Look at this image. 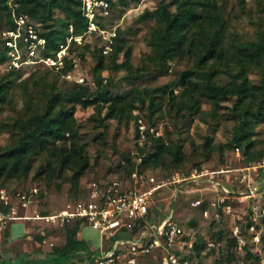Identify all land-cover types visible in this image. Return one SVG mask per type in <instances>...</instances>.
<instances>
[{
    "label": "rangeland",
    "instance_id": "obj_1",
    "mask_svg": "<svg viewBox=\"0 0 264 264\" xmlns=\"http://www.w3.org/2000/svg\"><path fill=\"white\" fill-rule=\"evenodd\" d=\"M159 0H139L136 3H131L127 6L110 8L108 18L104 19L102 24L107 27L115 26V37H120L123 41L124 49L129 50V56L125 59L123 52L115 59L114 64H120L126 60V66L116 68L108 57L104 58L103 68L100 70L102 83L107 84L112 95H120L125 98H142L144 89L154 88L159 85L168 83L172 84L180 73L193 66L191 56H177L169 59L164 68H160L156 62L155 53L147 42L150 28L154 25L151 19L139 20V14L145 9H152L157 5ZM166 2L168 0H165ZM217 5L221 8L222 17L225 20L224 43L228 44L232 40L241 41L253 39L255 32L264 28V0H216ZM170 10L174 6L169 7ZM55 17L59 16L55 13ZM37 28L43 33L39 27V23L33 20ZM4 20L0 21V42L3 44L1 31L4 27ZM4 27V28H3ZM70 37L66 40V45L69 43ZM75 41V40H74ZM76 44L82 46L89 44L90 46L99 45L97 35H84L80 41H75ZM64 46V53L71 60V67L63 74L56 72L60 68L53 67L52 71H46L45 67L36 75L42 80L39 83L40 94L35 95L34 108L41 109L48 99L47 92L50 86L55 90H67L73 88L75 84H84L89 90H94L95 84L93 79V68L96 64V59L91 51H85L84 57L77 56L76 50L70 52ZM3 46V45H2ZM74 48V46H72ZM72 48V49H73ZM193 50L191 53H193ZM8 56L0 63V76H8L9 60ZM38 63L33 65H23L21 75L13 78V87L9 91L10 102L5 103L0 110V123L10 122L12 119L20 115L24 111L26 99L24 97L21 82L26 80L29 74L35 69ZM47 65V64H44ZM51 66V65H47ZM128 72L140 73V77L130 79L127 77ZM82 79V81H80ZM248 79L253 83H259L260 72L258 69L252 68L248 73ZM219 81L227 80L224 74H220ZM47 83V87L44 83ZM31 85V81H28ZM21 88V89H20ZM174 103H170L169 94L162 93L161 109L153 116V124L143 121L147 125L154 126L162 132L165 143L169 146L174 145L181 152L182 161L178 166L173 167L169 157H165L164 166H149L148 173L155 174V181L159 182L169 177L174 172L187 174V171L201 169H217L224 167L227 163L236 160L235 154L231 148H222L219 151V146L228 143L231 137L235 134L237 121L231 115V109L234 99L230 98L220 102L219 106H214L212 102L202 97H198V107L194 109L186 98L185 91L180 86L173 87ZM156 98V97H155ZM123 109L115 113L112 117L107 116V104H103L98 112L94 106L82 108L79 104L75 105L74 129L77 133V142L82 145L84 153L87 154L89 165L82 172L78 180L77 187L70 185L69 178L72 175V168L65 165H60L58 157L48 158L46 153H38L30 162V170L28 175L21 180V186L17 181L0 180V184L4 188L30 186L38 188L37 200L32 204L31 209L36 208L40 211H51L60 208L66 201L74 198L78 192L80 196L84 193V188L92 179H108L116 177L119 173V160L126 151L134 149V140L132 139L133 125L132 117L134 112L148 113L147 101L136 103V107L129 110V104H122ZM196 111V112H195ZM252 119L251 139L254 141V149L264 151V110H261ZM99 120L102 122L99 123ZM132 120V121H131ZM210 137L211 150L203 148L202 144L206 137ZM66 134V139L56 142L55 146L68 147L69 139ZM15 138L13 134L7 131H0V152L7 146L13 145ZM49 160L54 167V176L51 182L46 183L45 173L50 174L49 169L45 164ZM188 172V173H189ZM118 177V176H117ZM160 177V178H159ZM119 178V177H118ZM14 180V179H13ZM177 188L173 193L172 187H166L156 191L151 205L153 215L159 222L166 218H176L182 225L186 237V242L193 243L201 237L205 242V246L199 254L193 250L191 256L195 264H240L238 260L227 261L228 246L226 244V232L230 226V220L227 215H222L219 208L212 209L209 207V201L214 195L209 184L205 180H193L185 182ZM194 199H202L199 206L191 205ZM236 202L233 203L235 205ZM208 208L205 216L202 211ZM215 213L218 214L216 218ZM26 221V220H23ZM36 222V221H33ZM27 223V222H26ZM15 222L12 224L20 225ZM36 226L43 227L46 237H42L40 245H35L33 242L36 238V232H32V239L29 241V250H39L41 255L44 253H55V255L43 256L40 264H88L90 258L79 260L77 255L86 257V251H77L76 256L63 257L56 254L55 248H59L65 242V227L54 228L48 227L42 222H37ZM15 227V226H14ZM20 229V228H19ZM222 230L218 237L216 233ZM22 232L19 230L20 236ZM18 234V235H19ZM79 235L85 240L86 246L91 255L105 252L108 242L102 241L97 230L87 224H83L79 230ZM25 236V235H24ZM51 236V237H48ZM0 244H3L5 239L1 236ZM27 240V239H26ZM53 245H50V241ZM18 242V241H17ZM21 241V244L24 243ZM184 246V245H183ZM181 250L188 249V245ZM257 249H261L259 246ZM0 261H2V251ZM158 251L155 252V254ZM238 257L241 256V251H235ZM13 259L7 257L2 264H39L38 254L33 257L25 254H18ZM152 257V256H151ZM74 259V260H73ZM154 260V258L152 257ZM239 259V258H238ZM37 260V261H36ZM147 261V260H146ZM148 262V261H147Z\"/></svg>",
    "mask_w": 264,
    "mask_h": 264
},
{
    "label": "trees",
    "instance_id": "obj_2",
    "mask_svg": "<svg viewBox=\"0 0 264 264\" xmlns=\"http://www.w3.org/2000/svg\"><path fill=\"white\" fill-rule=\"evenodd\" d=\"M109 1L111 6L116 8L136 3L139 0ZM18 2L20 10L28 14L37 24L39 23V27L46 37L48 53L55 52L61 46H65L68 37L71 38L66 45L69 52L76 50L77 56L80 58L84 57L85 51L92 52L96 59L92 75L95 88L91 91L84 84H75L73 88L67 90H55L50 86L51 89L47 92V101L41 109L37 110L33 103L36 99L35 95L40 94L39 83L42 78L40 76L38 79L36 75L43 72V69L39 67L44 66L46 71L53 70L52 66L37 65L28 78L20 84L26 99L24 111L10 122L0 123V131H7L15 138L13 145L5 147L0 152V180L17 181L21 186V180L28 175L30 170V162L38 153H46L49 159L53 156L58 157L60 165L72 168L69 182L76 188L80 175L88 167L89 161L82 145L76 139L77 133L74 129L73 118L75 105L79 104L82 108L94 106L99 112L102 105L107 104V116L112 117L115 113L122 111V104H129L130 110V108L136 107V103L147 101L148 113L134 112L133 121L131 120L132 139L135 140L134 122L136 118L140 117L147 123L153 124L154 114L161 109V97L158 95L169 94L170 103H174L173 87L175 86L183 88L190 107L194 109L198 107V97L209 100L214 106H219L220 102L233 98L231 116L236 119L237 128L230 141L219 146V151L222 148H231L233 152L237 147L239 149L238 157L245 164L254 163L264 156L263 150L254 149L255 144L250 137L252 119L248 118L255 117L261 110H264V28L255 32L253 39L232 40L225 44V20L216 0H168L167 2L159 0L154 8L145 9L138 16L139 20L151 19L154 21L147 42L155 53L159 69L165 67L167 60L184 55L191 56L193 66L183 70L172 84L165 83L154 88H146L142 98L127 99L124 96L112 95L107 84L102 83L100 76L105 57H108L114 64L120 53L123 52L125 59L129 56V50L124 49L122 39L115 37L107 54H102L98 44L90 46L86 43L80 46L73 39L76 36L83 37L86 30V19L80 12V0H18ZM171 6H174L173 10L169 8ZM55 13H58L59 16L55 17ZM2 19L5 28L11 25L10 13L5 0H0V21ZM1 43L0 63L8 56L7 49ZM193 50L195 51L191 53ZM67 54L63 56V66L56 71L60 74H63L72 65ZM114 66L116 68L124 67L126 60L120 64H114ZM252 68L258 69L260 72L259 83H253L248 79V73ZM23 70L19 67L9 70L8 76H0V110L5 103L10 102L9 91L13 87V78L21 75ZM220 74H224L227 80L219 81ZM127 77L135 79L140 77V73L128 72ZM28 81H31V85H28ZM44 85L47 87L46 82ZM101 122L99 120V123ZM66 134L69 137L68 147L61 145L56 147V142L66 139ZM202 146L206 150H211L210 137L207 136L204 139ZM177 151L178 149L174 145L169 146L165 143L162 135L150 136L143 146L136 149V156L140 158L139 163L134 161L130 151H126L122 155L118 164L120 171L117 176L124 178L135 169L148 171L149 166H164L166 156L169 157L173 167H176L182 161L181 152ZM44 167L46 170L48 168L50 172L48 174L47 171H43L45 181L46 183L48 181L49 184L54 176V167L49 160ZM0 187H2L1 184ZM17 188L25 189L24 187ZM172 192H175L174 189ZM79 197L80 193L77 192L74 198L69 201L79 199ZM7 208L8 206L0 203V210ZM153 213L150 207L145 219H153ZM11 222L2 230L3 238H7L9 232L7 227ZM142 223L140 221V224ZM247 224L248 222L242 224V227L244 228ZM81 226V221H74L65 227V242L59 248H55L57 255L70 258L76 256L77 251L84 250L86 257L77 255L79 260L92 257L85 241L79 237ZM41 230L44 228L36 225L32 230V232H36L34 240L37 243H40L42 239L39 236ZM136 231L137 226L133 228L132 233ZM221 232L222 230L218 231L216 235L219 237ZM185 235L187 234L184 233L180 238L186 242ZM225 239L228 246L227 261L238 260L240 264L264 263V233L261 236L262 253L253 244L246 243L242 246L240 257L235 252L236 242L229 235L228 230ZM204 246L205 242L201 237H198V240L192 243L191 248L199 254ZM171 251L178 253L177 250L171 249ZM164 252L165 249L159 248L156 254L161 255ZM146 256L141 257L140 260L153 262L152 253ZM92 260L93 258L90 259L91 262Z\"/></svg>",
    "mask_w": 264,
    "mask_h": 264
},
{
    "label": "built area",
    "instance_id": "obj_3",
    "mask_svg": "<svg viewBox=\"0 0 264 264\" xmlns=\"http://www.w3.org/2000/svg\"><path fill=\"white\" fill-rule=\"evenodd\" d=\"M80 1V12L86 19L84 34L97 35L102 54H107L116 36L115 26L107 27L100 23L110 14V1ZM5 4L10 13L11 25L1 31V36L3 46L7 49L9 68L16 69L38 63L55 68L62 67L64 46L48 53L46 37L34 24L33 19L20 10L18 0H5ZM80 38L81 36L73 37L78 42ZM134 129L136 138L130 155L139 163L136 149L143 146L150 136H160L162 132L152 125H147L140 117L136 118ZM233 153L236 160L230 161L224 167L192 170L187 174L174 172L159 182L155 181L154 174L145 169H135L124 178L92 179L87 182L79 199L66 201L60 208L51 211H40L36 208L30 210L37 200L36 186L26 189L0 187V203L8 206L6 210H0V236L7 224L14 220L42 222L54 228L81 221L82 225L87 224L97 230L101 240L109 243L105 252L95 256L91 264H195L191 258L192 244L181 240L180 237L185 231L176 218L168 217L159 222L155 217L151 220H146L145 217L156 191L166 187H172L176 191L185 182L199 179L205 180L214 194L209 201V207L219 208L222 215L229 217L228 231L236 242V250L242 251V246L249 243L256 248L259 246L261 249L258 250L262 253L264 156L254 163L245 164L238 157L237 147ZM202 201L194 199L190 203L196 207ZM20 209L22 213L19 212ZM207 212L208 208L202 211L205 216ZM215 216L219 217L217 213ZM140 221L143 223L140 224ZM247 222L243 228L242 224ZM135 226L137 231L132 233ZM40 235L43 239L46 237L44 230L40 231ZM49 241L50 245H53L52 241ZM183 245H188L189 248L181 250ZM159 248L165 249V252L161 255L154 254ZM171 249L177 250L178 253ZM149 253L153 254V262L140 260Z\"/></svg>",
    "mask_w": 264,
    "mask_h": 264
},
{
    "label": "crops",
    "instance_id": "obj_4",
    "mask_svg": "<svg viewBox=\"0 0 264 264\" xmlns=\"http://www.w3.org/2000/svg\"><path fill=\"white\" fill-rule=\"evenodd\" d=\"M19 212L22 213V210L20 209ZM15 222H19L21 224L19 226L18 225H14L15 226L14 227V226H12V224L15 223ZM36 223L37 222H33V221H30V220H26V221H23V220H14V221H12L9 224V226L7 227L8 228V231H9L8 232V236H7V238H4L5 239L4 243L3 244H0V251H2V258H3L2 261H0V264H2L3 261H4V259L7 258V257L13 259L16 256H20L18 254H21V255L22 254H25L26 256H31V257H33L34 254L35 255L38 254V263L39 264H40V261L42 260V257L43 256L46 257V256H49V255H55V253H52V254L51 253H44V254L41 255V252H39V250H33V249L29 250V248H27V246H29V241L32 239V234L31 233H32L33 227L36 225ZM19 230H20V232H22L21 233L22 236H20ZM1 236H0V242L2 241L1 240L2 239ZM79 237H80V235H79ZM28 239H30V240H28ZM24 240H25L24 243L17 244V243H20L21 241H24ZM33 242L35 243V245H40V247H41V243L43 241L41 243H37L34 240ZM107 247H106V249H107ZM155 252H154V254H155ZM99 254H102V253H99ZM99 254H95L94 256H92V258H94L95 256H97ZM0 256H1V252H0ZM91 263L92 262H89L88 264H91ZM27 264H29V263L27 262Z\"/></svg>",
    "mask_w": 264,
    "mask_h": 264
}]
</instances>
